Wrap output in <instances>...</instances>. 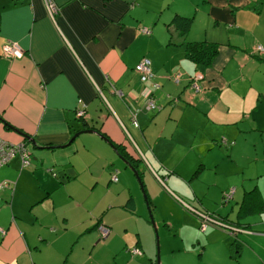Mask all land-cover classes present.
I'll list each match as a JSON object with an SVG mask.
<instances>
[{
  "label": "crops",
  "instance_id": "0c3cea01",
  "mask_svg": "<svg viewBox=\"0 0 264 264\" xmlns=\"http://www.w3.org/2000/svg\"><path fill=\"white\" fill-rule=\"evenodd\" d=\"M54 1L51 14L45 0H0V137L33 146L27 164L15 154L0 166L15 181L0 189V264H156L158 247L161 264H264V201L242 210L249 190L264 200V0ZM178 15L192 18L188 31ZM9 39L21 57L2 54ZM203 40L218 43L210 63L188 54ZM144 55L157 88L134 69ZM149 93L160 108L143 106ZM89 127L99 133L67 142ZM191 150L195 163L183 164ZM199 158L203 192L186 184ZM195 209L240 228L208 220L215 234H203Z\"/></svg>",
  "mask_w": 264,
  "mask_h": 264
},
{
  "label": "built area",
  "instance_id": "2783aa9c",
  "mask_svg": "<svg viewBox=\"0 0 264 264\" xmlns=\"http://www.w3.org/2000/svg\"><path fill=\"white\" fill-rule=\"evenodd\" d=\"M45 5H46L47 10L51 14H54L55 12L58 11L59 7L54 0H45ZM142 30L144 32L151 33V28L148 26H143ZM258 48L264 50L262 46H258ZM1 51H2V54L12 56V57H21L24 54L23 47L19 44V42L16 40H10V39L3 42ZM134 69L138 72L140 79L154 81L155 73L152 67V60L149 56L144 55L142 58H140V60H138V62L135 64ZM190 85L195 91H200L203 89V85L197 76L191 78ZM154 86L157 88L160 86V83L154 81ZM161 105L162 104L155 99L153 93H149L143 103V106L146 108H160ZM84 113L85 111H84L83 105L76 108L77 117H84ZM130 118L134 125L138 124L137 119L135 117V113L133 111H131ZM226 140L227 139H224V141ZM15 154L21 155L22 164H27L29 162L30 154H29L28 147L26 146V142L24 143V141H20V142L14 143V142H9L6 139L0 137V166L7 163L10 160V158ZM111 178L112 180H117V169H115L112 172ZM159 180L163 183V180L161 178H159ZM14 185H15L14 180L6 179V178L0 179V189L4 187L13 188ZM195 211L199 214V217L202 216L201 219L203 220V225H202L203 228L207 226L208 220H213V221L216 220L218 221L219 224H221L220 220L215 215L207 214L208 212H204L203 210L201 211V210L195 209ZM210 215H212L215 218H213ZM231 226L232 225L229 224L228 228L236 227V226H233V227ZM236 228L239 229L238 227ZM99 229L102 232L107 231L108 233V228L104 224H100ZM0 231L2 232L4 231L1 226H0ZM232 231L236 233L237 230H232ZM132 251L137 252V253L142 252L136 246L132 248Z\"/></svg>",
  "mask_w": 264,
  "mask_h": 264
},
{
  "label": "trees",
  "instance_id": "16d2710c",
  "mask_svg": "<svg viewBox=\"0 0 264 264\" xmlns=\"http://www.w3.org/2000/svg\"><path fill=\"white\" fill-rule=\"evenodd\" d=\"M174 21L182 29V31H188L192 25V18L189 16L178 15L175 17ZM187 50H188V54L191 57H193L194 59H196L198 61L210 63L214 59V56L218 53L219 48H218V43L208 42V41L203 40V41H189ZM117 148L123 155H125L128 159L133 161L127 155V153L125 152V150L122 146L117 145ZM133 164L135 166H137L135 163V160H134ZM256 196L259 198L260 202L264 201L258 189L257 190L256 189L249 190L247 192V194L245 195V198L243 200V203H242L243 212L249 213V212H253L256 210L255 208L250 206V203L252 202V200ZM257 209L263 210L264 209V203H263V205L259 206ZM242 210H241V212H242ZM234 248H237L236 243L234 245Z\"/></svg>",
  "mask_w": 264,
  "mask_h": 264
},
{
  "label": "rangeland",
  "instance_id": "374dc122",
  "mask_svg": "<svg viewBox=\"0 0 264 264\" xmlns=\"http://www.w3.org/2000/svg\"><path fill=\"white\" fill-rule=\"evenodd\" d=\"M192 155H196V157H197V154L195 153V151L194 150H191V151H189L188 152V154L187 155H185L184 156V158H183V161H182V163L183 164H186V165H190L191 163H195V156H192ZM117 162L119 163V164H121V160H119V159H117ZM202 162V159H197V161H196V164L194 165V167L193 168H191V171H190V173H189V176H188V180H187V182H186V184H187V186L189 187V188H192V186H191V183H193V185L200 191V192H203L205 189H206V187L208 186L207 184L209 183V180L204 176V174H202V176L199 174L198 176H193V174H194V172L196 171L197 172V169H198V167H199V165H200V163ZM139 163V162H138ZM152 170V169H151ZM154 170H152V172H153ZM149 172H150V174L153 176V178L156 180V178H161L162 176H160L156 171H154L153 172V174H152V172L149 170ZM195 172V173H196ZM200 173V172H199ZM133 174H134V172H133ZM140 175H141V172H140ZM134 176H135V174H134ZM156 177V178H155ZM136 178V177H135ZM232 178V177H231ZM162 180H163V183H164V179L163 178H161ZM136 180H137V178H136ZM142 180H143V184L145 185V180H144V174H142ZM157 181V180H156ZM152 186H153V188H154V184H152ZM230 187H233V185H230ZM233 191H234V188H230L229 190H227L226 192H225V200L227 201V199H229V198H231V196L233 195ZM230 194V195H229ZM145 196V195H144ZM224 199H223V196H222V199H221V203H222V201H223ZM228 202V201H227ZM146 204H147V201H146ZM149 204H150V207H151V201H150V199H149ZM228 204V203H227ZM147 208H148V205H147ZM152 208V207H151ZM164 209H165V212H166V209L168 208L167 206H164L163 207ZM201 208V207H200ZM199 208V209H200ZM201 209H203L204 210V208H201ZM236 209V217L238 216V213H237V210H238V208H235ZM149 210V209H148ZM152 211H153V209H152ZM175 212H176V214H177V216L178 217H184L185 215L180 211V210H178V209H175ZM153 214H154V211L152 212ZM154 217H155V215H154ZM202 217V216H201ZM201 217H198V219H200L199 220V223H200V225H199V227L201 228V232L203 233V234H210L211 236H213L215 233V231H206L205 229L206 228H203V222H202V219H201ZM249 216H247V217H244L245 218V220H247V221H249L250 220V218H248ZM238 218V217H237ZM239 219V218H238ZM156 220V219H155ZM156 223H157V221H156ZM242 223V222H241ZM158 225V224H157ZM257 225L258 224H253V227H257ZM242 226V225H241ZM238 228H240V226H238ZM98 229H99V226H98ZM204 229V230H203ZM260 229H263V228H260ZM229 232V231H228ZM160 234V233H159ZM137 247V246H136ZM141 251H142V248H141ZM133 252V251H132ZM143 252V251H142ZM136 254H141V253H136ZM163 258H162V252H161V260H162Z\"/></svg>",
  "mask_w": 264,
  "mask_h": 264
},
{
  "label": "water",
  "instance_id": "95a60500",
  "mask_svg": "<svg viewBox=\"0 0 264 264\" xmlns=\"http://www.w3.org/2000/svg\"><path fill=\"white\" fill-rule=\"evenodd\" d=\"M83 118H86L85 116ZM82 131H94V132H98L95 128L89 127V128H83V129H79L76 130L75 132H73V134L70 136V138L68 139L67 142L72 141L80 132ZM99 133V132H98ZM106 138V137H105ZM107 139V138H106ZM28 140L31 141L33 144H36V140L34 138H30L28 137ZM109 141V139H107ZM111 143L112 148L114 149V151L116 152V154L122 159V161L131 168V170L134 172L139 184H143V180H142V171H141V175H140V171L136 168V166L131 162L130 159H128L125 155H123L117 148V146L114 145V143L112 141H109ZM66 144V143H65ZM57 145H64V144H57ZM38 146V145H37ZM28 150H29V154L32 153V147L33 146H27ZM39 147H46L45 145H40ZM125 150V149H124ZM126 152V151H125ZM127 153V152H126ZM150 214V218L155 226V229L157 231V225H156V220L154 218V215L150 209L149 211ZM215 215L217 217H220V223L221 225L225 226V227H229L230 221L225 220V218L223 216H220L219 214L215 213ZM214 222H216L217 224L218 221L214 220ZM226 222V223H225ZM233 227V226H231ZM157 237L159 238V234L157 233ZM156 264H161V254H160V247H158V251H157V258H156Z\"/></svg>",
  "mask_w": 264,
  "mask_h": 264
},
{
  "label": "bare ground",
  "instance_id": "6f19581e",
  "mask_svg": "<svg viewBox=\"0 0 264 264\" xmlns=\"http://www.w3.org/2000/svg\"><path fill=\"white\" fill-rule=\"evenodd\" d=\"M145 34H147V33H145ZM124 97V96H123ZM142 106V105H141ZM20 156V155H19ZM2 167V166H1ZM52 170V169H51ZM118 173V172H117ZM119 175V174H118Z\"/></svg>",
  "mask_w": 264,
  "mask_h": 264
},
{
  "label": "clouds",
  "instance_id": "9594fccd",
  "mask_svg": "<svg viewBox=\"0 0 264 264\" xmlns=\"http://www.w3.org/2000/svg\"><path fill=\"white\" fill-rule=\"evenodd\" d=\"M230 224H233V225H235L234 223H231V222H230Z\"/></svg>",
  "mask_w": 264,
  "mask_h": 264
},
{
  "label": "flooded vegetation",
  "instance_id": "af4514ba",
  "mask_svg": "<svg viewBox=\"0 0 264 264\" xmlns=\"http://www.w3.org/2000/svg\"><path fill=\"white\" fill-rule=\"evenodd\" d=\"M135 162H136V160H135ZM136 165H137V162H136Z\"/></svg>",
  "mask_w": 264,
  "mask_h": 264
}]
</instances>
